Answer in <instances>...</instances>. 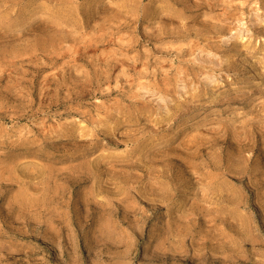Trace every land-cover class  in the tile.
<instances>
[{"label": "rangeland", "instance_id": "rangeland-1", "mask_svg": "<svg viewBox=\"0 0 264 264\" xmlns=\"http://www.w3.org/2000/svg\"><path fill=\"white\" fill-rule=\"evenodd\" d=\"M0 264H264V0H0Z\"/></svg>", "mask_w": 264, "mask_h": 264}]
</instances>
